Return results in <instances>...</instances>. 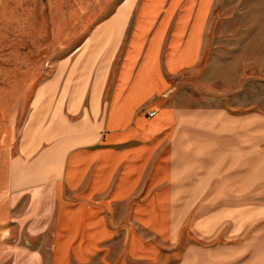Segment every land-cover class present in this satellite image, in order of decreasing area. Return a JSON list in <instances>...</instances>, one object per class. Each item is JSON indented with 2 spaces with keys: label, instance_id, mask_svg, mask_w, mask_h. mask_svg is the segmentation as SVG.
I'll list each match as a JSON object with an SVG mask.
<instances>
[{
  "label": "crops",
  "instance_id": "0c3cea01",
  "mask_svg": "<svg viewBox=\"0 0 264 264\" xmlns=\"http://www.w3.org/2000/svg\"><path fill=\"white\" fill-rule=\"evenodd\" d=\"M216 1L136 0L122 48L110 41L81 46L36 93L37 101L59 104L62 125L36 129L10 158L7 190L25 196L24 217L15 220L23 224L25 247L47 236L48 264H207V255L177 248L178 222L191 207L177 220L176 188H188L193 173L192 159L178 150H192V138L180 136L181 112L171 97L178 77L200 62ZM114 32L99 36L117 38ZM66 116L80 120L70 124ZM218 116L231 118L237 134L257 135L258 120L264 122V112ZM251 139L246 148L233 147L258 149ZM221 159L257 165L234 153Z\"/></svg>",
  "mask_w": 264,
  "mask_h": 264
},
{
  "label": "rangeland",
  "instance_id": "374dc122",
  "mask_svg": "<svg viewBox=\"0 0 264 264\" xmlns=\"http://www.w3.org/2000/svg\"><path fill=\"white\" fill-rule=\"evenodd\" d=\"M135 7L136 0H0V264H48L47 236L25 247L17 222L25 196L7 190L10 158L36 137V129L61 124L59 104L37 101L36 93L56 77L58 62L81 46L110 41L122 48ZM101 30L118 37L104 39ZM171 98L181 112L180 136L192 138V150H178V157L192 159L193 173L188 188H176L177 220L191 207L178 222L177 248L207 255V264H264V122L258 120L257 135L248 129L237 134L227 124L231 118L218 116L264 112V0L216 1L200 62L178 77ZM67 117L70 124L80 120ZM254 136L258 149L234 148L248 147ZM233 153L257 165L221 159Z\"/></svg>",
  "mask_w": 264,
  "mask_h": 264
},
{
  "label": "built area",
  "instance_id": "2783aa9c",
  "mask_svg": "<svg viewBox=\"0 0 264 264\" xmlns=\"http://www.w3.org/2000/svg\"><path fill=\"white\" fill-rule=\"evenodd\" d=\"M154 115V113L152 112V113H148V116L149 117H152Z\"/></svg>",
  "mask_w": 264,
  "mask_h": 264
}]
</instances>
